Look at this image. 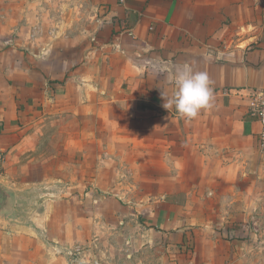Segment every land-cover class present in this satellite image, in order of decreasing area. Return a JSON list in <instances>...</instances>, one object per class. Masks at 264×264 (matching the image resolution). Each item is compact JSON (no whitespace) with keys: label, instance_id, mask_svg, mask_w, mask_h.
<instances>
[{"label":"crops","instance_id":"1","mask_svg":"<svg viewBox=\"0 0 264 264\" xmlns=\"http://www.w3.org/2000/svg\"><path fill=\"white\" fill-rule=\"evenodd\" d=\"M0 17V183L10 197L0 213V264L62 256L65 247L56 248L60 237L45 221L52 212L19 222L17 207L38 185L24 183L23 166L62 156L83 169L82 178L71 174L75 188L100 193V204L104 193H117L109 199L124 214L119 233L136 236L143 222L169 248L187 244L184 209L202 203L200 191L215 194L227 182L207 178L214 161L258 146L251 105L264 93V0H0ZM184 64L206 73L211 89L208 106L187 122L161 106V91L172 95L175 68ZM17 162L21 183L13 184ZM54 172L55 197L61 172ZM140 208L154 209V221H142ZM157 208H166L162 217ZM173 209L183 217H171ZM195 236L193 257L205 251L197 264H237L225 260L237 248L232 235Z\"/></svg>","mask_w":264,"mask_h":264},{"label":"rangeland","instance_id":"2","mask_svg":"<svg viewBox=\"0 0 264 264\" xmlns=\"http://www.w3.org/2000/svg\"><path fill=\"white\" fill-rule=\"evenodd\" d=\"M228 153L229 156L221 157L220 160L217 158L214 161L215 167H210L211 173L207 177L209 180H213L211 183L217 180L220 184L224 181L223 179H226V183L221 186L219 184L223 191H217L214 194V192L202 190L197 194L198 198L203 200L202 203L196 202L195 204L198 206L193 205L184 209V216L190 219L187 227L190 236L187 244L181 248L180 244L176 248L171 244L169 248L170 244H165L156 234L145 231L144 227L147 228V224L143 222L141 231H137L136 236L129 230L119 233L118 227L121 228V224L118 223L120 218L117 216L124 214L118 204H114L109 199L112 194L117 193H104V198L108 200H104L100 204L98 203L100 193H96V191L85 192L84 186L75 188L76 179L72 175L82 178L83 169L79 166L69 168V160L64 156L59 161L35 159L30 162L29 167L27 164L23 166L26 171L25 181H28L24 183H28L30 186L38 185L35 191L30 192L26 198L24 197L18 202L17 207L20 210L18 221L21 222V218L26 220L33 216L36 218L40 212L44 215L52 212L49 219L54 214L56 221L50 220L49 223L47 222L49 219L45 221L50 230H53L60 237L59 242L55 243L56 248L59 250L62 247L72 249L76 246L90 245L92 254L98 259L99 264H187V260L189 264H197L205 254L204 250H200L198 256L193 257L196 244L195 235L199 231L204 233L215 232L221 235L229 233V236L234 237L237 247L235 248V255H227L225 257L226 262L264 264V148H261L258 143L254 152H250L245 146V148L237 150V153ZM219 156L220 154H218ZM4 164L0 170L2 182H4L5 174ZM20 169V163H15L12 177L14 180L9 179L10 183L11 180L13 184L21 183ZM58 169L61 172V181L60 183L56 182V184L60 185L61 189L59 194L56 191L54 194L60 199L51 208L48 203L55 199L51 190L53 189L52 178L54 171ZM224 169H228L225 171L226 175ZM224 185L226 186L224 187ZM125 187L127 186L125 185ZM131 190H133L132 185L129 186L128 192L132 193ZM212 194L215 195L212 200L205 198ZM122 201L126 202L125 199ZM222 202L225 207H221L220 203ZM165 209H155L159 212L158 217L163 216ZM152 210L140 208V214H137L140 215L142 221L144 216H150V219L153 220L150 213ZM169 214L174 218L176 216L181 218L182 216L180 209H173ZM179 226L180 223L177 224V230L180 229ZM174 227L176 226L174 225ZM152 228L156 231L160 229L159 224ZM172 232H176V229ZM226 239L224 238V240ZM245 239L247 242L243 243ZM229 245L227 244L228 248L231 249ZM62 256H58L51 264H70L68 257L66 256L65 259ZM14 257L17 261L31 258L26 255L19 257L17 254ZM206 258L208 259V253Z\"/></svg>","mask_w":264,"mask_h":264},{"label":"clouds","instance_id":"3","mask_svg":"<svg viewBox=\"0 0 264 264\" xmlns=\"http://www.w3.org/2000/svg\"><path fill=\"white\" fill-rule=\"evenodd\" d=\"M174 92L168 96L161 91L162 107L167 112L173 107L178 117L187 121L195 118L202 108L208 106L211 89L206 73L193 71L188 64L178 65L173 74Z\"/></svg>","mask_w":264,"mask_h":264},{"label":"built area","instance_id":"4","mask_svg":"<svg viewBox=\"0 0 264 264\" xmlns=\"http://www.w3.org/2000/svg\"><path fill=\"white\" fill-rule=\"evenodd\" d=\"M118 5H123L127 0H114ZM252 114L257 118L261 125V131L258 134V143L264 148V93H259L254 97L251 105ZM3 127L0 124V170L5 162V151L1 146ZM91 246H76L72 249H64L63 254L68 257L70 264H99V261L93 256Z\"/></svg>","mask_w":264,"mask_h":264},{"label":"water","instance_id":"5","mask_svg":"<svg viewBox=\"0 0 264 264\" xmlns=\"http://www.w3.org/2000/svg\"><path fill=\"white\" fill-rule=\"evenodd\" d=\"M10 197L5 187L0 183V213L9 211Z\"/></svg>","mask_w":264,"mask_h":264}]
</instances>
